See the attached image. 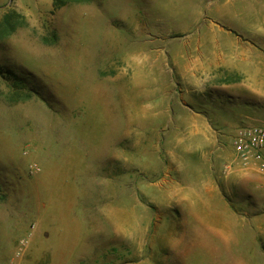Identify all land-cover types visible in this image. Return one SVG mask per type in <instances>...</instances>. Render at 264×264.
I'll return each instance as SVG.
<instances>
[{
	"label": "rangeland",
	"instance_id": "obj_1",
	"mask_svg": "<svg viewBox=\"0 0 264 264\" xmlns=\"http://www.w3.org/2000/svg\"><path fill=\"white\" fill-rule=\"evenodd\" d=\"M260 123L264 0H0V264H264Z\"/></svg>",
	"mask_w": 264,
	"mask_h": 264
},
{
	"label": "built area",
	"instance_id": "obj_2",
	"mask_svg": "<svg viewBox=\"0 0 264 264\" xmlns=\"http://www.w3.org/2000/svg\"><path fill=\"white\" fill-rule=\"evenodd\" d=\"M233 145L240 158L257 164L264 171V123L242 126Z\"/></svg>",
	"mask_w": 264,
	"mask_h": 264
},
{
	"label": "trees",
	"instance_id": "obj_3",
	"mask_svg": "<svg viewBox=\"0 0 264 264\" xmlns=\"http://www.w3.org/2000/svg\"><path fill=\"white\" fill-rule=\"evenodd\" d=\"M88 1H90V0H53V6H54V8H59V7L61 8V7L65 6V5L73 3V2L83 3V2H88ZM10 22H13V21H8L7 24L9 25ZM11 26H12V28L9 31L7 29V31L9 33L15 30L14 24L11 25ZM45 40L49 42V41H51L53 39L45 38Z\"/></svg>",
	"mask_w": 264,
	"mask_h": 264
}]
</instances>
